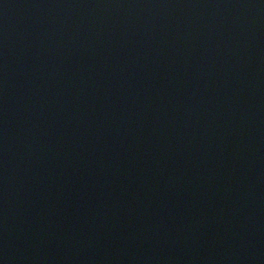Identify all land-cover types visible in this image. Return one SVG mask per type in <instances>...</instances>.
<instances>
[{
    "label": "water",
    "instance_id": "1",
    "mask_svg": "<svg viewBox=\"0 0 264 264\" xmlns=\"http://www.w3.org/2000/svg\"><path fill=\"white\" fill-rule=\"evenodd\" d=\"M0 264H264V0H0Z\"/></svg>",
    "mask_w": 264,
    "mask_h": 264
}]
</instances>
